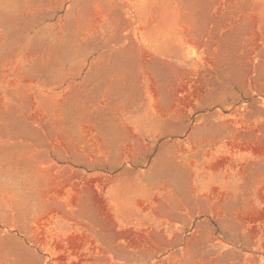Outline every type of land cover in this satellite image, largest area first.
<instances>
[{
	"label": "rangeland",
	"instance_id": "1",
	"mask_svg": "<svg viewBox=\"0 0 264 264\" xmlns=\"http://www.w3.org/2000/svg\"><path fill=\"white\" fill-rule=\"evenodd\" d=\"M0 264H264V0H0Z\"/></svg>",
	"mask_w": 264,
	"mask_h": 264
},
{
	"label": "bare ground",
	"instance_id": "2",
	"mask_svg": "<svg viewBox=\"0 0 264 264\" xmlns=\"http://www.w3.org/2000/svg\"><path fill=\"white\" fill-rule=\"evenodd\" d=\"M254 141H255V140H254ZM251 145H252V144H251ZM257 145H258V144H257ZM259 145H260V144H259ZM254 147H255V146H254ZM261 147H262V146H261ZM256 151H257V150H256ZM52 182H53V181H52ZM52 184H54V183H52ZM52 186H55L54 189L56 188V186H57V189L59 188V187H58V184H57V185H52Z\"/></svg>",
	"mask_w": 264,
	"mask_h": 264
}]
</instances>
